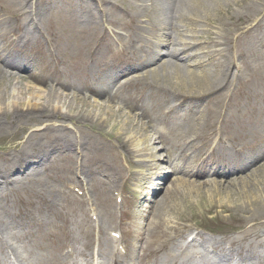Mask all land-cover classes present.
Returning <instances> with one entry per match:
<instances>
[{
    "label": "rangeland",
    "instance_id": "obj_1",
    "mask_svg": "<svg viewBox=\"0 0 264 264\" xmlns=\"http://www.w3.org/2000/svg\"><path fill=\"white\" fill-rule=\"evenodd\" d=\"M24 1L0 0V12L12 24L11 28H5L3 40L6 50L7 46L11 45L9 52H13V56L10 57L0 56V64L7 71L20 76L24 83L23 88L30 93L43 95L44 91L52 87L59 93H66L69 95L67 104L72 102L75 108L78 105L82 106L84 111L81 113L86 114L87 119L80 116L79 111H73L68 107L62 111L64 117H61L59 112L40 108L25 113L21 111L16 116L8 113L0 114V159L9 157L17 145L24 144L29 138H38L40 145L35 147L27 145L28 151L38 153L42 149H48L51 153L53 148H66L49 155L46 160L32 162L24 168L14 170L10 164L6 165L7 169L12 171L9 180L13 179L15 182L9 181L5 189L0 192V202L6 212L0 219L4 220L6 215L12 217L21 213H31L32 218L43 223V228L35 237L44 239L46 243L51 235V227H48L47 222L48 211H50L54 234L58 235L60 224L70 223L78 241L76 245L79 251L86 253V249L80 243L84 240L78 231L80 226L76 224L82 219L86 205L82 203L80 196V192L85 188L88 189L86 200L89 205L85 206V210L93 213V221L98 220L101 226L110 222L113 197L112 200L119 206V210L112 220L114 229L111 231L117 233L121 231L126 238H136L140 235L143 222L146 224L143 219L147 214L148 206L163 199H165L163 202L167 211L168 209L170 211V215L165 214V218L173 220L180 216L178 218L182 219L181 224L191 227L189 238L200 234L206 240L227 242L240 238L242 236L240 234L245 235L244 229L237 228L241 224L232 220L230 213L222 211L218 205L215 206V210L209 208L216 204L217 200L224 201V198L208 191L209 185L205 183H209L211 178L202 176L198 173L199 170L193 177L195 184L190 186L198 187V191L205 193L204 198L193 196L190 200L183 201L190 190H182L185 191L182 193L178 189L181 198L168 204L170 190L174 186L178 187L177 183L183 176L174 175L169 169L167 164L169 159L166 158L162 143L158 141V144L157 142L153 144L157 149L150 155L132 157L136 164L130 166L126 154L121 149V144L117 143L113 137L116 130L111 123H106L108 113L105 111V114H97L98 117L92 113L98 109L96 101H99L107 112L108 109H112L110 105H125V107L122 106L123 109L132 115L143 110L145 91L137 85H131L128 88L126 84L135 78V75L145 74L166 60L162 57L151 67L143 66V69L136 71H132L134 68L130 69L128 66L132 63H129L127 57L132 58L134 50L141 48L139 39L141 33L156 40V33L151 32L154 28L147 24L149 16L147 18V14H141L140 11L141 5L145 2L108 0V3L103 5L101 0L100 2L89 0L91 3L88 0H51L53 7L45 14H40L39 20L35 23L30 19L29 14L17 11L19 4ZM47 1L29 0L27 3L34 10L39 7V4L45 5ZM263 1L244 0V4L234 5L229 14H223L222 17L215 14L213 16L216 21L215 27L203 21L205 23L199 22L198 27L193 29L201 39L203 31L209 28L213 34H216L214 39L222 43L219 47L224 50V55L221 59L218 58L216 66L211 65L214 62L210 60L212 58H207L206 69L219 72L229 68L230 79L234 77L232 93L244 87L247 89V84L252 85L254 82L260 84L258 88L260 96L253 99H257V102H242L237 111L238 116L247 112L251 105H264V14H250L246 11V6L250 4L263 10ZM83 2L89 4L91 14L88 13V9L83 13ZM27 3L24 2L22 5L28 6ZM113 4H116L113 9L118 12L112 10L114 13L108 14L109 11L106 13L102 10L98 11L100 6L111 10ZM33 15L35 19V14ZM92 15L99 17V20L91 19ZM184 31L185 34L193 33L186 29ZM208 37L213 38L211 34ZM219 47L216 50H220ZM124 49L128 53L124 52ZM113 51H116L117 59L107 57L105 61H101L105 54ZM120 58L125 60L121 61ZM86 59L95 65L84 67ZM135 59L137 60L138 57ZM106 64L107 68L98 69L99 66ZM171 80L167 82L163 79L150 80L149 82L155 83L148 89L153 91L155 97L156 94L161 93L170 94L176 99L177 95L181 94L177 92ZM123 85H125L123 89H120ZM125 93L130 94V97L127 98ZM73 97L80 98L85 105L83 106L79 100L73 99L75 100L73 101ZM152 102L157 108L160 106L157 99L153 98ZM206 106L207 102L196 112L201 114ZM184 108L189 110L188 107ZM168 114L166 111L161 115L162 125L160 127L156 125V130L158 128L161 131L165 130L161 127L169 119ZM243 115L247 117L246 113ZM148 126L150 127L149 123ZM149 129L152 130V128ZM171 131L167 126L164 133L170 137ZM36 143L37 141L34 142ZM67 143H72L70 148L66 147ZM191 146L188 145L186 148L191 156L199 155V153L201 156V152L207 150L206 143H200L195 148ZM241 147L245 148V145L241 143V139L237 138L234 142L219 147L217 155L233 154L234 149L237 154ZM247 150L251 154H256L260 148L259 146L248 147ZM199 158L197 157V161ZM141 162H144L146 167L143 168ZM101 167L104 171H110L113 167L117 176L120 177L109 178L105 174H100L96 170ZM157 167L159 171H156ZM263 167L264 159L244 173L237 174L238 176L236 173L240 171L239 169H235V172H233L234 169H229L227 179L220 178V180L243 178L247 174L250 175L253 170ZM138 171L142 172L141 175L137 173ZM135 183H138L139 187H136ZM114 195H122L126 198L119 204ZM183 202H188L192 209H182L183 207L177 206ZM234 213L231 212L233 215ZM71 223H75V226ZM101 229L103 228L100 227ZM257 232L259 233V230ZM0 233L10 246L17 249L19 254L31 260L24 254L20 243L14 245L11 234H5L3 231ZM94 234L96 235V232ZM17 237L20 238L23 235H17ZM98 247L97 240L93 245L95 255L99 251ZM79 260H81L80 257ZM262 261L261 258L254 257L251 264H261Z\"/></svg>",
    "mask_w": 264,
    "mask_h": 264
},
{
    "label": "bare ground",
    "instance_id": "obj_2",
    "mask_svg": "<svg viewBox=\"0 0 264 264\" xmlns=\"http://www.w3.org/2000/svg\"><path fill=\"white\" fill-rule=\"evenodd\" d=\"M27 1L29 0L24 2L27 3ZM101 1L103 5L108 3V0ZM89 2L91 3V1ZM139 2H145L141 5L140 11L141 14H147V18L149 16L147 24L154 28V30L151 29V32L156 33V40L147 37L145 33H141L139 39L144 48L135 49L134 56L130 59L127 57V60L130 62L142 56L138 59V62L143 65L138 66L137 69L143 66L151 67V65L158 63L162 57H165L166 60L156 68L148 70L145 74L142 73L141 79L133 78L128 82V86L130 84L137 85L145 91V105L142 111L132 115L123 109L125 105H122L123 107L110 105L112 109H108L107 112V109H103L102 104L96 101L98 109L92 111V113L96 114L97 117L99 114H105V111L108 113L106 123H111L116 130L113 137L117 143L121 144V149L126 154L130 166L136 164L132 157H141L144 154L150 155L152 151L157 149L153 144L156 142L158 144L160 140L164 143L167 156L175 160V168H178L176 170L171 169L172 173L183 176L177 183L179 184L178 187L174 186L170 190L168 204L181 198L178 189L182 193H185L182 190H190L183 201H188L193 196L200 199L204 198L205 193L198 191V187L191 188L190 186V184H195L193 177L198 172L196 164L200 153L191 156L186 148L188 145L195 148L200 143H206L207 150L201 152L204 159L198 173L211 178V181L208 180L210 184L205 183L209 185V192L224 198V201L217 200L216 204L209 208L215 210V206L218 205L222 211L230 213L231 219L241 224L237 228L244 229L245 235L240 234L242 235L240 238L227 242L214 239L203 240L199 236L191 243H187V234L191 228L181 224L182 219L178 218L180 216L173 220L168 217L165 218V214L170 215V211L169 209L167 211L163 202L165 199H163L148 206L147 214L143 219L146 224L143 222L141 233L136 238L137 248L134 251L129 249L125 256L120 255L116 249H110L114 244L108 233L114 225L111 224L114 218L111 215L110 222L103 225L104 229L99 230L102 240L99 243V249L101 250L99 251L98 262L99 264H251L253 258L256 257L261 258L263 260L261 264H264V167L253 170L250 175L247 174L243 178L220 180V178L227 179L229 169H234L233 172H235V169L240 168L236 175L242 174L264 159V105H251L247 112L242 111L241 116L237 114L242 102H257V99H253L260 96L258 89L260 84L256 82L252 85L247 84V89L244 87L232 93L231 87L234 85V77L232 80L230 79L229 68L219 72L206 69L207 62L205 60L207 58H212L210 60L214 62L210 64L216 66L218 58L221 59L224 55V50L219 47L222 46V43L214 39L216 34H213L209 28L203 31V38L201 37V39L193 31L194 27H198L199 22H206L208 25L215 27L216 21L213 18L215 14L220 17L223 14H229L234 5L244 4V0H140ZM23 3L19 4L17 11L29 14L30 19L35 23L39 20L40 14H45L53 7L51 0H48L43 6L39 4V7L34 10L29 7L28 3V6L22 5ZM148 4L151 5L148 6ZM88 5V3L83 2L82 10L85 13V10L88 9V13L91 14L92 10L88 8ZM115 5L111 6V10H106V8L100 6L98 11L102 10L104 13L109 11L108 14L113 12L112 10L118 12L113 9ZM246 11L250 14H264V9L261 10L251 4L246 6ZM33 14H35V19ZM91 19L99 20V17L92 15ZM11 26V22L4 18L0 12L1 57L13 56V52H9L12 46L6 44L7 51L3 40L5 28L8 29ZM185 29L193 33L185 34ZM157 33L161 35L160 38ZM206 33L211 34L213 38H209ZM218 47L220 50H216ZM144 50L148 53L145 56L142 55ZM124 52L128 53L125 49ZM107 57L117 59L118 56L116 51L109 52L105 54L101 61H105L104 59ZM120 59L121 61L125 60L124 58ZM93 65L95 64H91L87 59L85 60L84 67H92ZM102 67L103 69L107 68V64L99 66L98 69ZM162 79L166 82L172 79L170 82L175 84L177 92L181 95H177L175 99L170 94L158 93L155 97L153 91L148 89L155 82L151 83L149 81ZM124 86H121L120 89H123ZM23 87L22 78L7 71L0 64V114L8 113L16 116L21 111L25 113L40 108L59 112L61 117H64L62 111L68 107L73 111H79L80 116L86 118V114L81 113L84 111L82 106L78 105L77 109L72 102L69 103L70 105L67 104L69 95L66 93H59L58 90L52 87L47 91H42L43 95H39L30 93L29 90L27 91ZM83 98L85 99V97ZM153 98L159 101L158 105L160 106L158 108L152 102ZM73 99L79 100L83 106L85 105L80 98L73 97ZM205 102H207V106L204 111L201 114L196 112L205 105ZM184 107H188L189 110ZM166 111L169 113V119L163 128L168 126L169 131L172 129L169 134L171 138L162 135L161 132L155 131L153 128L156 125L159 127L162 125L160 122L161 115L165 114ZM244 113L247 117L243 115ZM149 128H152V130ZM237 138L241 139V143L245 145V148L238 149L240 151L237 154L235 149L233 154L219 153L221 157L228 161V167L214 169L207 166L209 160L217 155L219 147L232 143ZM249 140L255 142L250 143ZM35 141H37L36 144H34ZM27 145L31 147L39 146L40 140L29 138L24 144L17 145L9 157L0 159V183L3 185L0 186V192L5 189L9 181H14L13 179L9 180L12 171L8 170L6 165L10 164L14 170L24 168L32 162H41L48 159L49 155H53L58 150L66 149L53 148L51 153L48 149H42L36 153L28 151ZM70 145L72 143H67L66 147L70 148ZM257 146H261V151L258 154L248 152V147L255 148ZM141 163L143 168L146 167L144 162ZM156 171H159L158 167ZM107 173L116 174V170ZM137 173L141 175L142 172L138 171ZM135 186L139 187V184L135 183ZM212 199L215 200L216 197H212ZM111 203H113L112 199ZM177 206L183 207L182 209H192L188 202H183ZM3 208L4 206L0 202V217L6 214ZM114 210H116V207H114ZM48 215L47 222L48 227H51V235L46 243L43 241L44 239L35 237V233L38 234L42 227H39V221L32 218L31 213H21L19 216L12 217L6 215L7 217L5 216L4 220L0 219V231L11 234L14 245L20 243L24 254L31 258L30 260L25 258L23 254H19L17 249L10 246L4 237L0 235V264H74L71 253L67 256L64 255V252L68 250L66 243L64 244L63 241L64 237L56 240L54 224L51 223L52 213L48 211ZM89 223L91 221L84 215V220L80 225V232L83 237L85 236L82 229L90 226ZM257 230H259V233ZM91 231L92 227L90 226L88 232ZM17 235H23V237L18 238ZM85 241L86 249H90L93 243L91 234L85 237ZM71 242H73L72 238ZM227 243H229V248H226ZM199 246L203 252H198L197 247ZM223 246L224 248H222Z\"/></svg>",
    "mask_w": 264,
    "mask_h": 264
}]
</instances>
